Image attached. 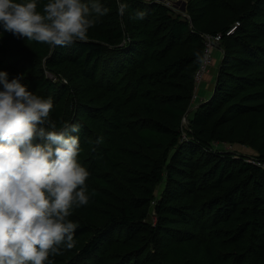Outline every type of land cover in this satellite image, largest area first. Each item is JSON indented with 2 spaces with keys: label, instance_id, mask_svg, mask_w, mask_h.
Here are the masks:
<instances>
[{
  "label": "trees",
  "instance_id": "1",
  "mask_svg": "<svg viewBox=\"0 0 264 264\" xmlns=\"http://www.w3.org/2000/svg\"><path fill=\"white\" fill-rule=\"evenodd\" d=\"M127 4L121 23L99 17L85 40H32L25 54L35 55L12 67L44 96L57 95L52 119L77 114L86 133L79 154L89 158L90 198L69 215L75 245L51 255L52 264H104L111 254L115 264H167L160 247L170 260L190 253L195 264H264V168L216 144L234 145L248 124L264 127V24L245 27L244 14L225 24L217 0H203L192 21L161 1ZM205 33H222L224 57L213 92L185 125ZM234 38L236 57L226 46ZM68 97L77 106L69 116ZM257 151L264 162V140Z\"/></svg>",
  "mask_w": 264,
  "mask_h": 264
},
{
  "label": "clouds",
  "instance_id": "2",
  "mask_svg": "<svg viewBox=\"0 0 264 264\" xmlns=\"http://www.w3.org/2000/svg\"><path fill=\"white\" fill-rule=\"evenodd\" d=\"M160 2V0H159ZM0 0V29L17 38L69 45L109 11L102 0ZM122 15L127 0H116ZM135 17L142 19L143 10ZM0 69V264H52L51 255L72 248L78 222L73 206L86 205L89 169L80 162L78 121L49 115L41 96ZM99 139V138H98Z\"/></svg>",
  "mask_w": 264,
  "mask_h": 264
},
{
  "label": "rangeland",
  "instance_id": "3",
  "mask_svg": "<svg viewBox=\"0 0 264 264\" xmlns=\"http://www.w3.org/2000/svg\"><path fill=\"white\" fill-rule=\"evenodd\" d=\"M160 1L166 7L170 9V12H173V13L182 12L183 11L182 7L184 6L185 10L183 11V13L187 17H189L191 21H192L193 11H196L201 5H203L202 4L203 0H160ZM44 2H46V0H38L37 10L42 11V5ZM217 2L220 3V7L223 9V11H225L224 12V15H225L224 23L225 24L228 23L230 20L234 19L236 16H239L240 14H244L246 16L245 22L243 23V26L245 27H249L250 25L257 26L260 24H264V19H263L264 0H241V1L234 0L232 2L230 0H217ZM102 3L108 7L109 11L103 14L102 16H100V18L103 19L104 17H106L108 18L107 20L116 19L120 21V23L123 21V18H122L123 14L121 15L117 11L116 0H102ZM234 40L235 38L232 40H229L226 46H227L228 52L233 54L232 56L236 57L238 56V53H234L236 49L231 47ZM42 43H45V42H42ZM31 49H32V40H29L27 38H17L11 32L3 31L2 29H0V57L4 58V64L0 67V69L7 70L9 73V78H11L12 75H15L17 73H23L22 82L27 83L29 87L33 91H35L37 94L44 96L39 91H37L35 87H33V85L31 84V77L29 76L28 73H26L25 71L23 72L22 70H18V71L12 70V67L20 66V61L26 58L27 55L33 54L32 52H31L32 54L31 53L25 54V52L31 51ZM212 56H213V62L211 66L208 67V71L203 75L202 79L200 80L198 87H197L198 88L197 90L199 91L196 92V97L192 99V105L190 106V108L193 107L195 109V107H197V104L207 100V99H202L198 102L197 101L199 100L198 95L200 96L203 93H206L207 91V96L205 97L207 98L213 92L214 87L217 83L216 80L220 72L221 61H222V58L224 57V53L219 47V45L214 48ZM44 62H45V58L41 59V62H39L38 64L39 67L42 68L40 74L46 73L45 69L43 70ZM25 74L28 77H26ZM47 75L51 77L53 80L55 79V77L48 72H47ZM47 75L45 74V76ZM205 83H207L206 87H205ZM49 96H51L53 99H56L57 97V95H53V94H49ZM65 101L67 102L66 106L68 107L66 114L67 116H69V113H71L70 109L73 110L74 108H76L77 110V106L74 104L73 100L70 97L66 98ZM83 102L87 105H93V104L96 105V103L95 102L93 103L90 98L86 99ZM193 110H191L190 112H192ZM77 116L78 115L75 114L71 118L69 117L68 119H70V122L76 121ZM77 121L81 125L80 130H79V136H80V141H81V149H83V145H85V140L83 137L85 136L86 133L83 134L84 132L83 127H82L83 123L79 120ZM185 121L184 123L187 122ZM263 140H264V127L261 124L257 127H255V125L248 124L246 128L242 132L237 134L232 140L235 143L233 149H227L226 146H224L223 144L217 145V146L218 147L221 146V148H224L229 151L239 152V153L249 154V155L254 156V155L259 154L257 150L262 145ZM91 148L92 147H88L89 153L93 154V152L90 150ZM78 159L87 168L89 167V164H87L86 162L89 159V158L87 159L86 153L82 155L78 154ZM163 189H164V185L162 184L156 189V193L160 195ZM74 208L75 206H73L72 209L70 210V214L75 212ZM147 219L149 222L155 224L156 219H157L155 212L150 210V214ZM160 248L161 250L159 249V252H161V256H162L161 260L164 263H167V264H180V263L181 264H195V261L191 257L190 253H185L183 257L170 260L169 256L164 251V247H160ZM112 252H115V251H112ZM117 260L118 258L116 259V257L113 254H111L109 258L106 259L104 264H115ZM184 260H187V261L185 262ZM77 264H88V262H85V260H83V261L78 262ZM128 264H134V263L133 261H131ZM197 264H199V261L197 262Z\"/></svg>",
  "mask_w": 264,
  "mask_h": 264
},
{
  "label": "built area",
  "instance_id": "4",
  "mask_svg": "<svg viewBox=\"0 0 264 264\" xmlns=\"http://www.w3.org/2000/svg\"><path fill=\"white\" fill-rule=\"evenodd\" d=\"M159 1V0H156ZM239 22H236L229 30H227L226 35H230L232 34L236 28L238 27ZM222 38V33H217V34H208L205 33L203 34V41H204V51H203V59H202V63L199 66V68L197 69L196 73H195V87H198V84L200 82V80L202 79L203 75L208 71V67L211 66L212 62H213V50L216 46L219 45V42L221 41ZM196 97V93H194L193 99ZM186 119L183 120V123ZM187 121V120H186ZM185 121V122H186ZM185 125L187 124L184 123ZM185 137V134H184ZM218 145V143H216ZM224 145L226 146L227 149H233L234 145L227 143V142H223L220 143V145ZM239 153V152H238ZM246 161L254 163L258 166H261L264 168V162L255 158L252 155L246 156Z\"/></svg>",
  "mask_w": 264,
  "mask_h": 264
},
{
  "label": "water",
  "instance_id": "5",
  "mask_svg": "<svg viewBox=\"0 0 264 264\" xmlns=\"http://www.w3.org/2000/svg\"><path fill=\"white\" fill-rule=\"evenodd\" d=\"M182 10L184 11L185 10V7L183 6L182 7ZM183 11L182 12H179L181 15H185L184 13H183ZM218 81V78H217V80H216V82ZM202 103H204V102H202ZM202 103H200V104H202ZM200 104H197V106H199ZM194 108L192 107V108H190V109H188L187 110V112H186V114H185V116H184V119H186L187 120V116L189 115V113H190V111L191 110H193Z\"/></svg>",
  "mask_w": 264,
  "mask_h": 264
},
{
  "label": "crops",
  "instance_id": "6",
  "mask_svg": "<svg viewBox=\"0 0 264 264\" xmlns=\"http://www.w3.org/2000/svg\"><path fill=\"white\" fill-rule=\"evenodd\" d=\"M207 86V83H205V87ZM208 88V87H207ZM207 96V91H206V93H203L202 95H198V98H199V100H197L198 102L200 101V100H202V99H207V98H205ZM197 102V103H198Z\"/></svg>",
  "mask_w": 264,
  "mask_h": 264
}]
</instances>
